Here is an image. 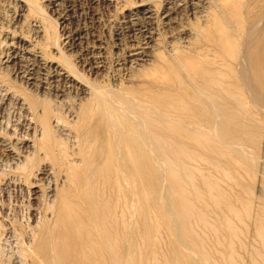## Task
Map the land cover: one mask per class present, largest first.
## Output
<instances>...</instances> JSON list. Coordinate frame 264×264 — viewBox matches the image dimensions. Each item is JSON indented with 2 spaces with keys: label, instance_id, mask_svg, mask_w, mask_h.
<instances>
[{
  "label": "bare ground",
  "instance_id": "obj_1",
  "mask_svg": "<svg viewBox=\"0 0 264 264\" xmlns=\"http://www.w3.org/2000/svg\"><path fill=\"white\" fill-rule=\"evenodd\" d=\"M91 2L96 5L103 2L107 7L116 10L120 4L119 0ZM163 2L164 6L162 5L161 9L155 0H139L135 6L127 1L134 6L132 9L129 10L130 6L127 5L129 8H124L128 11L124 13L119 11L120 14L107 16L110 17L109 22L119 26L124 23L127 31L133 35H130L131 39H126L128 42L119 45L120 49L116 55L118 59L115 57L117 60L114 59L115 61L111 63L118 67L117 69L113 67L115 73L111 74L114 75L112 81L109 80L111 84L106 83L107 77L103 83L90 81L89 74L84 75V72L82 73L66 57L64 52L66 50L62 49L57 41L58 35H54L55 30H51L49 22L54 18L47 16L46 13L47 6L51 8L52 4L43 7L36 0H0V67L3 65L4 72H10L7 68H10L11 64L22 68L21 71L36 68L38 71L46 72L47 77L50 72V76L63 81L68 90L76 94L75 99H65L66 102L64 99L60 100L62 104L64 102L63 112L62 108L59 107V111L57 106L58 109L49 103L52 98L45 103L44 99H41L43 94L39 97L37 92L35 93L37 90L38 93L41 89L47 90L46 81L41 82L42 86L37 87L35 91L32 87L29 91L25 90L27 86L20 85L24 87V91L30 92L20 93L21 91H17L21 87L15 90L16 88L7 82L9 75H4V72L2 73L4 76L0 75V91L5 92L7 99L12 100L13 104L16 102L27 114L25 117V125L28 127L27 138L20 134L23 139L21 137L17 139L15 134L19 127L14 126L17 128L14 133V128L8 126L9 122L6 123L8 133L0 136V148L11 160L7 163L11 170L9 169V173L6 171V175L0 178V189L3 193L8 187H13L19 192L27 190V194L33 200L30 209L34 222L32 221L33 225H30L29 232L27 229V233L22 234L23 237L26 235L22 243L26 239L27 244L18 249V252L21 250L23 264H151L150 259L153 262L152 259L155 261L158 256L155 248L160 243H157L161 239L158 237V231L162 223L166 224L172 242L178 246L168 250L170 254L168 264H214L215 262L206 257L200 249L195 233L188 229V221L192 219L188 216L190 214L186 215L185 211L183 215L180 213V209L185 210L189 207L190 201H194L193 198L189 201L184 196L186 188L183 183L195 177L192 173H200L206 186L209 185L210 191L213 192L217 191L221 179L217 183L214 182L217 181L215 177L212 182L213 179L205 174L207 171L208 174L209 171H215L216 174L223 173L226 176L235 173L232 181L235 189L239 190L234 189L232 196H228L231 191L230 194H221L224 209L230 213V217L231 214L236 216L240 211H237L234 203L243 201L241 193L246 192L244 199L250 196L248 191L243 190L245 187L242 188V183L237 178L239 170L250 177L260 175L262 180L259 188L260 197L255 198L264 199V157L260 164L257 163L258 153V156L256 155L259 150L261 154L264 151V0H163ZM15 6H19L21 13L18 15L17 24H12L10 21L13 20L9 21L8 16L15 10ZM84 29L79 30V43H86L96 54L92 56V61L82 63L79 61L77 64L81 63L80 66L87 67L88 71L94 70L96 74L101 72L103 75H110L111 59L107 60L102 52L104 49L102 42L96 37L94 40L99 44L96 42L91 48ZM67 45H70V42ZM19 51H22V55ZM112 52L110 53L113 54ZM3 92L0 95H4ZM8 110L12 111L9 108ZM8 114L10 117L9 112ZM259 115L263 118L257 117ZM8 118L7 121L10 120ZM11 121L13 123V120ZM18 122L20 123L21 119ZM22 130L25 131V128ZM214 143L221 146L217 148L213 146ZM227 156L231 157L230 160L226 158ZM167 161L171 168L174 165L178 170L174 172L176 179L175 182L171 180L174 182L172 184L167 179L169 174ZM199 161L205 163L206 167L200 168L199 164L196 166ZM180 171L184 174L183 179L181 176L178 177ZM249 176L247 177L250 178ZM227 180L229 181L228 178ZM173 186L178 189V194H181L177 204H174V194L171 193ZM247 186L248 184L246 188H252ZM189 190L187 188L188 192ZM220 190L221 187L218 194ZM194 193L199 192L196 190ZM219 200L216 203H220ZM206 204L208 206V203ZM221 206H218L217 210H220ZM256 207L257 210L264 212V203ZM247 209L253 210L254 206L249 203ZM153 210H157L155 211L157 224L154 226L150 225L152 223L150 219L155 216V214L152 216ZM221 215L224 216V213ZM242 216L240 214V219L236 220H241ZM194 218L195 222L196 219L205 224L208 222V219L206 218V221L200 214ZM208 218L209 221L212 219L211 216ZM224 219L228 229L232 230L234 222L232 223L227 216ZM213 223L210 222L211 225ZM263 223L261 217L252 216L253 230L257 236L264 239ZM6 224L5 227L8 228ZM12 227L9 229L13 230ZM195 228L192 230H196ZM238 229L234 232L238 231L237 234L241 235L242 231L239 232ZM210 230L209 232H212ZM245 232L247 234V231ZM232 233L227 234L232 236ZM223 235L229 236L222 234V237ZM222 237L218 239L222 240ZM20 238L15 237L16 240ZM227 238L229 241L230 237ZM221 240L219 242H222ZM167 243L169 244V241ZM254 243L250 241L249 247ZM224 246L222 247L225 249ZM217 252L215 249V253ZM252 253L251 255H255ZM225 254L223 257L226 259ZM230 260L233 262V259ZM261 262L264 263L263 259ZM234 263L236 264L235 259Z\"/></svg>",
  "mask_w": 264,
  "mask_h": 264
},
{
  "label": "rangeland",
  "instance_id": "obj_2",
  "mask_svg": "<svg viewBox=\"0 0 264 264\" xmlns=\"http://www.w3.org/2000/svg\"><path fill=\"white\" fill-rule=\"evenodd\" d=\"M36 1H38V3L39 4H41L43 7L47 4H52L51 5V8H50V6H47L48 8H47V16H50V17H52V18H54L52 21H50L49 23L51 24V30H55L53 33H54V35H58L57 36V41H59V44L62 46V49H64V50H66V51H64L65 52V55H66V57L70 60V61H72L73 62V64L77 67V68H79L80 70H81V72L83 71L84 72V75H85V73L89 76L88 77V79L90 78V81H95V82H101V83H103V81L106 79V77H107V79L105 80L106 81V83L108 82V83H111L110 81H112V79H113V77L112 76H114V75H111V74H113V73H115L114 71H113V69L116 67V69L118 68L117 66H116V64L114 65V63H113V65L111 64L113 61H115V60H117L118 58V56L116 57V55H118V52H117V50L118 49H120V46H121V44H125L126 42H128V40L129 39H131L132 37L131 36H133L131 33H129L128 31H127V27H125L126 25H124V23H123V25H118V24H115V23H112V22H109L110 20H109V18L110 17H107V16H110V15H114V14H116V13H118V14H120L119 13V11L121 12V13H124V12H126V11H128L127 9H125V8H129L128 6H130V8H129V10L130 9H132L134 6H135V3H137V1H139V0H119V8L116 10V9H112L111 7H107V5L106 4H103V2H100L99 4H93L92 2H91V0H59L58 2H53L52 1V3H51V0H36ZM124 1V2H123ZM127 1H129L132 5L134 4V6H132V5H130V3H127ZM135 1V2H134ZM72 2H74L75 4H79V5H75L74 3H72ZM121 2H122V4H121ZM155 2L157 3L156 5L158 6V8H163V6H164V2H163V0H161V2H160V0L158 1V0H155ZM162 3V4H161ZM80 4H82V5H80ZM90 4V5H89ZM101 4V5H100ZM126 4V5H125ZM58 5V6H57ZM62 7H61V6ZM123 5V6H122ZM128 5V6H127ZM163 5V6H162ZM74 6V7H73ZM162 6V7H161ZM16 8H14L15 10H13L11 13H10V15L8 16V20L10 21V20H13V21H10L12 24H17V21H18V19H19V14L21 13V11L19 10L20 8H19V6H15ZM57 7H60L61 9H59V8H57ZM95 7V8H94ZM123 7V8H122ZM125 7V8H124ZM19 8V9H18ZM53 8V9H52ZM57 8V12L55 11V9ZM84 8V9H83ZM92 8V9H91ZM107 8H109L108 10H107ZM16 9H17V11H16ZM121 9H123L124 11H121ZM112 10V11H111ZM115 10H116V12H115ZM101 11V12H100ZM14 12V13H13ZM111 14H110V13ZM97 13V14H96ZM9 14V13H8ZM13 15H14V17H13ZM17 16V17H16ZM97 16H100L99 18H97ZM11 17V18H10ZM98 19V20H97ZM16 20V21H15ZM101 20V21H100ZM15 21V22H14ZM56 21V22H55ZM122 21V20H121ZM51 22H54V23H51ZM79 26V27H78ZM81 26V27H80ZM122 26V27H121ZM85 28V29H84ZM124 28V29H123ZM77 29V31H74V30H76ZM84 29V31H85V34H86V37H87V40H88V43L90 44L89 46L92 48V47H94V45L96 44V42H97V44H99L98 43V41H95L94 39L97 37V39H100V41L102 42V45H103V53L105 54V56L108 58L107 60H110L111 62H110V64H111V67H112V69H111V71L109 72V74L110 75H103V73H97L96 74V72L94 71V70H89L88 71V68L87 67H83V66H80L81 65V63H82V61H86V62H89V61H92L93 60V57H94V55L96 54V53H93V51H92V49H89L88 48V46H87V44L86 43H79L80 41L78 40V35H79V30H83ZM121 30H123V31H121ZM57 32H58V34H57ZM72 32V33H71ZM94 32V33H93ZM66 33V34H65ZM88 33V34H87ZM98 33V34H97ZM124 33V34H123ZM129 33V34H128ZM31 34H33V32L31 31L30 32V35ZM70 34H72V36L70 35ZM127 34V35H126ZM89 35H91V36H89ZM120 35H123V37L122 36H120ZM131 35V36H130ZM32 36V35H31ZM62 36V37H61ZM71 36V37H70ZM93 36V37H92ZM69 37V38H68ZM74 37V38H73ZM77 37V38H76ZM92 37V38H91ZM122 37V38H121ZM130 37V38H129ZM63 38H65V39H63ZM89 38V39H88ZM93 39V41H91V39ZM120 38V39H119ZM67 39H68V41H67ZM75 39H77V40H75ZM126 39H128L127 41H126ZM66 40V41H65ZM72 40H74V41H72ZM120 41V42H119ZM126 41V42H125ZM61 42V43H60ZM63 42V43H62ZM69 42H70V45H67V44H69ZM74 42H76V43H74ZM123 42V43H122ZM125 42V43H124ZM118 43V44H117ZM63 44H65V45H63ZM73 46H72V45ZM76 44H77V46H76ZM80 44H82L81 46H80ZM83 44H85L84 46H83ZM117 45V46H116ZM120 45V46H119ZM60 46V47H61ZM63 46H66L65 48L63 47ZM78 46H80V48L78 47ZM87 46V47H86ZM116 46V47H115ZM70 49H72V50H70ZM67 48V49H66ZM77 48H78V50H77ZM85 48V49H84ZM109 48H110V51H109ZM116 48V49H115ZM74 49V50H73ZM70 50V51H69ZM75 50H76V52H78V54L75 52ZM113 52H112V51ZM69 51V52H68ZM73 53H72V52ZM80 51V52H79ZM86 51V52H85ZM119 51V50H118ZM20 52V51H19ZM71 52V54H69ZM82 52V53H81ZM90 52V53H89ZM93 54H92V53ZM110 52H112L113 54H111ZM117 52V53H116ZM21 53V55H22V51L20 52ZM74 54V55H73ZM81 54H82V56H81ZM84 54V55H83ZM90 54L91 55V57H90V55H89V57H87L88 55ZM69 55V56H68ZM74 56V57H72V56ZM108 55H110V56H108ZM112 55H115L114 57L112 56ZM84 56L87 58H84ZM93 56V57H92ZM71 57V58H70ZM79 57V58H78ZM110 57V58H109ZM117 59H116V58ZM84 58V59H83ZM81 59V60H80ZM115 59V60H114ZM89 60V61H88ZM81 62L80 64H77L78 62ZM81 68H80V67ZM18 67V68H17ZM114 67V68H113ZM3 68V65H1V67H0V69H1V73H0V75H3L2 73L5 71V70H3L2 69ZM13 70H12V69ZM82 68H84V69H82ZM8 69V71H10V72H4V75L6 74V76L7 75H9V76H7V77H9V78H11V79H9L8 78V80L9 81H7L9 84H11L12 85V87L14 86V89L15 90H17V89H19L21 86H24V87H26L25 88V90H28L29 91V88L30 87H32L33 88V91H35L36 89H37V87H41L40 86V84H41V82H45L46 84H47V90L49 91H47V90H45V91H43V89H41V90H39V91H41V92H39L38 93V90L37 91H35V93L37 92V96H39L40 97V95L41 94H43V96L41 97V99H44V102L46 103V102H49V99L50 98H52L51 100H50V102L49 103H51V105H53V106H57L58 108L60 107V108H62L63 106H64V102H63V104H62V102L61 101H63V99H64V101L66 102L69 98H71V99H73L74 98V96H76V94L75 93H73L72 94V92H70L69 90H68V87L63 83V81H61V80H57L56 78H53L52 76H50V72L48 73V77L47 76H45L46 75V72H44V71H38V69H32V68H28V70H26L25 71V69H23L24 71H21V69H20V67L19 66H17V65H14V64H11L10 65V68H7ZM6 69V70H7ZM33 70V71H32ZM34 70H36V71H34ZM120 70V69H119ZM30 71V72H29ZM31 71H32V73H34V74H32L31 73ZM94 71V72H93ZM18 72V73H17ZM40 73V72H42V73H40V74H36V73ZM44 72V73H43ZM82 72V73H83ZM93 72V73H92ZM9 73V74H8ZM30 73V74H29ZM14 74V75H13ZM27 74H29V75H27ZM41 74H42V76H41ZM43 74H44V77H46V78H44L43 77ZM94 74V75H93ZM3 75V76H4ZM27 76V78H26V76ZM31 75V76H30ZM37 76V77H34V76ZM40 75V76H39ZM51 75H52V73H51ZM86 75V76H87ZM96 75L98 76V77H96ZM21 76V77H20ZM29 76V77H28ZM36 79H34L33 77ZM105 76V77H104ZM40 77H43V78H41L40 79ZM96 77V78H95ZM31 78V79H30ZM52 78V79H51ZM98 78V79H97ZM109 78H111V79H109ZM29 80L28 82H25L26 80ZM38 79H40V81L38 82ZM45 79V80H44ZM47 79V80H46ZM101 79H102V81H101ZM34 80V81H33ZM49 80V81H48ZM57 80V81H56ZM110 80V81H109ZM13 81H15V82H13ZM37 81V82H36ZM47 81H48V83H47ZM56 81V82H55ZM59 81H60V83H62V84H60L59 83ZM104 81V82H105ZM31 82H32V84H31ZM33 82H35L36 83V85H34L35 83H33ZM50 82V83H49ZM55 84V85H53V83ZM38 83V84H37ZM60 84V85H57V84ZM17 86H16V85ZM49 84V85H48ZM112 84V83H111ZM19 85V86H18ZM21 85V86H20ZM29 85V86H28ZM31 85H33V86H31ZM53 85V86H52ZM65 85V87H63ZM59 86H61L60 88L61 89H63V90H61L60 88H58ZM18 87V88H17ZM24 87L22 88V90H21V88H20V90H18L17 92H20V93H30V92H28V91H24ZM35 87V88H34ZM52 87V88H51ZM57 87V88H56ZM63 87V88H62ZM32 88L30 89V90H32ZM56 89V90H55ZM65 89V90H64ZM61 90V91H60ZM14 91V90H13ZM24 91V92H23ZM47 91V92H46ZM51 91H53V92H51ZM57 91V92H56ZM65 91V92H64ZM66 91H67V93H69L68 95H67V93H66ZM3 92V91H2ZM1 91H0V93H2ZM44 92H46V93H44ZM4 93V95L2 94V95H0L1 97H2V99H0V130L2 129V131H0V136H1V134H2V136L3 135H6L8 132H7V130H8V127H7V122H9L8 123V126H10L12 129L14 128V133H15V130L18 128V131L16 132V134H17V136H16V134H15V137L17 138V139H23V137H21L20 136V134L21 135H23L25 138H27L28 137V127H27V125H25V122H26V118L25 117H27V114L19 107V105H17L16 104V102H14L15 104H13V101L12 100H8L7 99V96H6V94H5V92H3ZM63 95V96H61V95ZM64 94H66V95H64ZM72 94V95H71ZM47 96L48 98H46L45 96ZM55 95H58L59 97H55ZM72 97H71V96ZM65 96H67V97H65ZM0 97V98H1ZM44 97V98H43ZM61 97V98H60ZM56 98V99H55ZM46 99V100H45ZM65 99H67V100H65ZM75 99V98H74ZM7 100H8V102H10V103H8L7 102ZM56 102H55V101ZM61 100V101H60ZM4 102V103H3ZM12 102V103H11ZM53 102H55L54 104H52ZM60 103H61V105H60ZM13 104V105H12ZM5 105V106H4ZM8 105H10V106H8ZM16 105V106H15ZM59 105V106H58ZM63 105V106H62ZM15 106V107H14ZM11 107H14V108H11ZM19 107V108H18ZM56 107V108H57ZM8 108L9 109H11L12 111H10V110H8ZM17 108V109H16ZM57 108V109H58ZM60 108L58 109L59 111H60ZM64 108V107H63ZM63 108H62V110L61 111H63V112H65V110H63ZM8 110V112L10 113V117H9V114H8V112H7V114H6V111ZM19 110H21V111H19ZM5 112V113H4ZM15 112V113H14ZM21 112V113H20ZM15 114V115H14ZM20 114V115H19ZM25 116H24V115ZM15 116V117H14ZM21 116V117H20ZM6 117V118H5ZM9 117V118H8ZM24 117V119H22ZM257 117H259L260 119L261 118H263L261 115H259V116H257ZM10 119V120H6V119ZM21 119V122L19 123L18 121H20V119ZM19 119V120H18ZM3 120H5V122L3 121ZM11 120H13V123H12V121ZM18 120V121H17ZM11 121V122H10ZM24 122V123H23ZM10 123H11V125H10ZM14 123H16L15 125H13ZM21 124H23V126L21 125ZM3 125H4V127H3ZM14 126H17V128L15 129V127ZM25 128V131L24 130H22L23 128ZM26 128H27V130H26ZM21 129V130H20ZM21 131V132H20ZM26 131H27V133H26ZM2 132V133H1ZM23 132V133H22ZM25 132V133H24ZM4 133V134H3ZM19 133V134H18ZM21 137V138H20ZM216 146L217 148H219L220 146H221V144H219V143H214L213 144V146ZM220 145V146H219ZM4 153V154H3ZM257 153H258V155H257ZM261 153H260V150L258 151V152H256V155L258 156V158L259 159H257V163H260L261 164V160H262V158L264 157V151L262 152V154L260 155ZM4 155V156H3ZM6 156V157H5ZM261 156V157H260ZM231 157H233V155L231 156ZM230 156H227L226 158L228 159V160H230L229 158H231ZM4 159V160H3ZM0 178L2 177L3 178V176H5L6 175V171L9 173V167L10 166H8L7 165V163L10 161L11 162V160H9V157L7 156V154L4 152V151H2V149L0 148ZM3 161V162H2ZM259 161V162H258ZM2 162V163H1ZM5 162V163H4ZM9 162V163H10ZM4 163V164H3ZM167 164H168V166L170 167V163H168V161H167ZM200 165V168H205L206 167V165H205V163H201L200 161L197 163V165L196 166H199ZM5 165H7V167H5ZM167 166V167H168ZM173 167L172 168H174V165H172ZM168 167V173L169 174H167V179L169 180V182L172 184V183H174L175 182V179H176V176L174 175V172L175 171H178L177 170V168H176V166H175V168L174 169H172L171 167L169 168ZM5 168V169H4ZM5 171H4V170ZM8 169V170H7ZM11 170V169H10ZM170 170V171H169ZM239 170V169H238ZM172 171V172H171ZM207 171V170H206ZM210 173L208 174V171L205 173V174H207V176L209 175L210 177V179L212 180V182L214 181V178L216 177V179L215 180H217V181H214V182H217L218 183V181L221 179V181H219V184H218V189H217V191L216 190H213V192L212 191H210L211 190V188H210V186L209 185H207L206 186V183H204V181H203V178H202V176H201V174L200 173H196V172H194V173H192V175H193V177L194 178H192V179H190L191 181H185L184 183H183V185H184V188H186V190H185V194H184V196L186 197V198H188V200L190 201V199L191 198H193L192 200H194V201H190V205H189V209L188 208H186L185 210H182V209H180V213H182V215L184 214V211H185V213H186V215H188V214H190V215H188V216H191V220L190 221H188L189 222V227H188V229H191V231H192V233H195V235L197 236V238H198V243H199V245H200V249H202V252H204V254L206 255V257H208V258H210L212 261H213V263L215 262L216 264L218 263V264H235L234 263V259H235V262H236V264H238L240 261H241V263H239V264H262V259H263V262H264V249H263V247H264V239L263 238H260L259 237V235L257 236V234L255 233V231L253 230L254 228H253V224H252V216H257V217H261V219L263 220V222H264V212L262 211V210H257L256 208V206L258 205V204H260V203H264V199L263 198H261V199H256V198H259L260 197V195H259V193H260V182L262 181L261 180V177H259L260 175H256V177L254 176V177H250L249 175H247L246 173H244L243 171H238L239 172V174H237V178H238V180L242 183V188H244L243 190H245V191H248L249 192V194H250V196H249V198H248V195H247V197L246 198H248V199H244L245 198V194H246V192H245V194L243 193L244 191L241 189V195H242V197H244L243 198V201H241V203L239 202L238 203V201H235V198L233 197L232 198V203H234V201H235V206L237 207V211L238 210H240L239 212H238V214L236 215V216H234V215H232L231 214V216L232 217H230V213H227V211L224 209V205H223V200L221 201V199H223L222 197H221V194H230L229 192L231 191V194L230 195H228V196H232V193H234V189H235V187H234V185H233V176L235 177V173H233L232 172V175L231 174H229V176L227 175H224L223 173H217V174H220V175H217L216 174V172L215 171H209ZM214 172V173H213ZM3 173V174H2ZM170 174H171V176H170ZM183 173L180 171L179 172V174H178V177H180V178H184L183 177ZM214 175V177H212ZM231 175V176H230ZM241 177H239V176ZM172 176H173V178H172ZM199 176H201V177H199ZM218 176L220 177V178H218ZM225 176H226V178H225ZM247 176H249L250 178H248ZM197 177V178H196ZM212 177V178H211ZM230 177V178H229ZM259 179H258V178ZM202 178V179H201ZM225 178V179H224ZM227 178L229 179V181L227 180ZM253 178H254V180H253ZM173 179V181H171ZM195 179V180H194ZM224 179V180H223ZM231 179V180H230ZM243 179V180H242ZM187 180V179H186ZM192 180H193V182H192ZM225 180H227V181H225ZM250 180V181H249ZM223 181V182H222ZM244 181V182H243ZM253 181V182H252ZM188 182H190V184L191 185H189V183ZM202 182V183H201ZM200 183V184H199ZM221 183H223V184H221ZM226 183V184H225ZM243 183H247L248 184V186H251L252 188H246V185L247 184H243ZM252 183V184H251ZM192 184H193V186H192ZM205 184V185H204ZM228 184V185H227ZM194 185H195V187H194ZM199 185V186H198ZM226 185V186H225ZM232 187H230V186ZM189 186V187H188ZM247 186V187H248ZM191 187H193V188H191ZM220 187H221V190H220V193L218 194V192H219V189H220ZM256 187V188H255ZM9 188V189H8ZM7 188V190H6V192L5 193H3V191L1 190L0 191V222H2V223H0V256L2 257H0V264H23V262L21 261V250H19V252H18V249H22V247H24L25 246V244H27V242L25 243V241H26V239H25V241H23L24 243H22V240L24 239V237L26 238V233L27 232H29V227L31 228V226L33 225V219H32V214H31V205H32V199H31V197L29 196V194H27L28 193V191L27 190H23V192L21 191V192H19V191H15V189L13 188V187H8ZM187 188H188V190H189V188H190V192H192V193H190V192H188L187 191ZM203 188V189H202ZM222 188H223V190H222ZM255 188V189H254ZM177 188L175 187V186H173V190H172V195H173V199L175 200V202H174V200H173V202H174V204H177V202L179 201V197L181 198V194H178V189L176 190ZM194 189V190H193ZM199 192L198 194H196V193H194L193 194V192H195L196 190ZM201 189V190H200ZM227 189H230V190H227ZM247 189V190H246ZM13 190V191H12ZM192 190V191H191ZM209 190V191H208ZM233 190V191H232ZM236 191H238L239 189L237 188V189H235ZM10 191V192H9ZM201 191V192H200ZM215 191V192H214ZM221 191H223V192H221ZM226 191V192H225ZM251 191H252V193H251ZM2 192V193H1ZM190 193L191 194V197H190V194H188V193ZM209 192H210V195L212 196H210V195H208L209 194ZM247 192V193H248ZM262 192V191H261ZM204 193V194H203ZM217 193V194H216ZM4 194V195H3ZM188 194V196H186ZM192 194L194 195V196H192ZM203 196H202V195ZM244 194V195H243ZM17 195V196H16ZM252 195H254V196H252ZM6 196V197H5ZM8 196V197H7ZM10 196V197H9ZM29 196V197H28ZM202 196V197H201ZM209 196V197H208ZM217 196V197H216ZM5 197V198H4ZM11 197H12V199H11ZM195 197H196V199L197 200H195ZM204 197H205V199H204ZM218 197H219V199H218ZM256 197V198H255ZM201 198V199H200ZM198 199H200L199 201H198ZM204 199V200H203ZM251 199V200H250ZM208 200H210V201H208ZM217 200H219L220 201V203H216V201ZM205 201V202H204ZM213 203H212V202ZM218 201V202H219ZM253 201H255V202H253ZM258 201H261V202H258ZM197 204H196V203ZM204 202V203H203ZM210 202V203H209ZM222 202V203H221ZM257 202V203H256ZM29 203V204H28ZM193 203H194V205H193ZM201 205H200V204ZM206 203H208V206H207V204ZM238 203V204H237ZM250 203V205L252 206H254V209L253 210H249V209H247V204H249ZM253 203V204H252ZM203 204H205L204 205V208H203ZM213 204V205H212ZM216 204H218V206H221V205H223V206H221V207H219L220 208V210H217V208H218V206H215ZM196 206V207H195ZM214 206L216 207L215 209H214ZM241 206V207H240ZM29 207V208H28ZM198 207H200V208H198ZM205 210L204 212H206V210H208L206 213H204L203 212V209ZM205 207L207 208V209H205ZM244 207V208H243ZM256 207V208H255ZM194 208H197L196 210L194 209ZM243 208V209H242ZM14 209V210H13ZM29 209V210H28ZM190 209H192V210H190ZM211 209H212V211H211ZM186 210H189V211H186ZM216 210V211H215ZM221 210H222V213H224V216H222L221 214ZM225 210V211H224ZM241 210H245V211H241ZM3 211V212H2ZM4 211H5V214L6 215H8V217L10 218H8L5 214H4ZM7 211V212H6ZM155 211H157V210H153V212H152V216H154L153 214H155V218L154 217H152L150 220V222H152V223H150V225H152V226H154V225H156L157 224V215H156V213H155ZM183 211V212H182ZM192 211H193V213H195L194 215H193V213H192ZM219 211H220V213H219ZM251 211V213H249V212ZM258 213H257V212ZM197 212V213H196ZM208 212H210L211 214L213 213H216V215L214 216L213 214L211 215L210 213H208ZM218 212V213H217ZM241 212V213H240ZM243 212H245L244 214H243ZM253 212H255V213H253ZM211 216V218L212 219H210V221H209V218L208 217H210L208 214ZM203 215L204 216V218H205V220H206V218L208 219V222H207V224H205L203 221H199L198 219H196V222L194 221V216H197V215ZM206 214V215H205ZM218 214V215H217ZM240 214H241V220H236V219H238L239 217H240ZM252 214V216H250V215ZM261 215V216H258V215ZM3 215H4V217H3ZM208 215V216H207ZM228 217V218H230L231 220H232V230L231 229H228V227H227V225H226V222H225V217L226 216ZM246 215V216H245ZM214 216V217H213ZM219 216V217H218ZM221 216H222V218H221ZM235 218H234V217ZM216 217H218L217 219H216ZM243 217H244V219H243ZM248 218L247 220L245 219V218ZM8 218V219H7ZM31 218V219H30ZM3 219H5L4 221H2ZM17 219V220H16ZM213 219H215L216 220V222H214L215 220H213ZM240 219V218H239ZM251 220V223H250V220ZM28 220H30V221H28ZM198 220V221H197ZM223 220V221H222ZM10 221H12V223H13V221H14V223L15 224H13L12 225V223H10ZM33 221V222H32ZM192 221H193V224H192ZM207 221V220H206ZM220 221V222H219ZM222 221V222H221ZM244 222L243 224L241 223V222ZM30 222V223H29ZM31 222H32V224H31ZM191 222V223H190ZM210 222L211 223H213V225H211L210 224ZM223 222H225V223H223ZM237 222H239V223H237ZM6 224V226L8 227V228H6L5 227V224ZM11 225H9V224ZM27 223V224H26ZM29 223V224H28ZM197 223H199L198 225H196ZM202 223V224H201ZM220 223V224H219ZM246 223V224H245ZM16 224H18V225H25V226H27V227H25V226H22V228H21V226L19 227L18 225H16ZM164 223H162L161 224V229H160V231H158V237L159 238H161V239H159V241L157 242V243H159V245H161V246H159L158 245V247H156L155 249H156V252H157V254H158V256L160 257H158L157 256V258L155 259V261H154V259H152L153 260V262L151 261V259H150V263L152 264H168V260H169V257H170V254H169V251L168 250H171L172 248H177L178 246H176L177 244H174L173 242H172V240H171V235H170V231H169V229L166 227V224H164ZM218 224V225H217ZM222 224V225H221ZM248 224V225H247ZM250 224V225H249ZM252 224V225H251ZM31 225V226H30ZM163 225V226H162ZM195 225V226H194ZM223 225H225V226H223ZM244 225V226H243ZM263 225H264V223H263ZM10 226V227H9ZM12 226H14V228L12 227ZM15 226H16V228H15ZM193 226V227H192ZM197 226V227H196ZM213 226V227H212ZM241 226V227H240ZM12 227V229L13 230H15V231H13V230H11V229H9V228H11ZM196 227V228H195ZM215 227V228H214ZM225 227H227V228H225ZM239 229H238V228ZM250 227H252L250 230L248 229V228ZM19 228V229H18ZM196 229V230H192V229ZM199 228V229H198ZM203 228V229H202ZM209 228V229H208ZM212 228H214V229H212ZM222 228H224V229H222ZM23 229V230H22ZM28 229V230H27ZM202 231H201V230ZM211 229V230H210ZM239 230V232H241L242 231V233H244V234H242L241 233V235H240V233H238L237 234V232L235 233L234 231H236V230ZM248 229V230H247ZM17 230V231H16ZM19 230H21V231H19ZM25 230V231H24ZM26 230H27V232H26ZM169 232H168V231ZM204 230H207L206 232L204 231ZM209 230L210 231H212V232H209ZM228 231L229 232V234L230 233H232L231 235L233 236H230L229 234H227L228 232H226V231ZM9 233H8V232ZM15 233V235H13L12 233L13 232ZM18 231H19V233H21V234H19L18 233ZM24 231V232H23ZM165 233H164V232ZM196 231V232H195ZM201 231V232H200ZM204 231V232H203ZM216 231V232H215ZM245 231H247V234H246V232ZM251 231V232H250ZM26 232V233H25ZM199 234H198V233ZM218 232V233H217ZM221 234H220V233ZM223 232H225V233H223ZM253 232V233H252ZM8 233V234H7ZM18 233V234H17ZM23 233H25L24 234V237H23ZM169 233V234H168ZM211 235H210V234ZM212 233H214V234H212ZM249 233H250V236L248 237V235H249ZM168 234V235H167ZM217 234H218V236H217ZM222 234H226V235H229V236H227V237H230L229 239V241H228V238L227 237H224V235H223V237H222ZM13 235V236H12ZM17 235H19V236H17ZM22 235V236H21ZM160 235H161V237H160ZM192 235V234H191ZM199 235V236H198ZM204 237H203V236ZM214 235H215V237H214ZM219 235H220V237H222V240L221 239H218V238H220L219 237ZM251 235H252V237H251ZM167 236V237H166ZM211 236V237H210ZM217 236V237H216ZM240 236V237H239ZM244 236V237H243ZM257 238H256V237ZM15 237L16 238H20V240L19 239H17L18 241H20V246L18 245L19 244V242L15 239ZM170 237V238H169ZM207 237V238H206ZM209 237V238H208ZM214 237V238H213ZM232 237V238H231ZM163 238V239H162ZM167 238V239H166ZM205 238V239H204ZM211 238H213V239H211ZM215 238H216V240H215ZM227 238V239H226ZM249 238V239H248ZM235 239H237L238 240V242H236L235 241ZM241 240V242H243L244 244H245V246L248 244V246H246L247 248H249V249H247V248H245V246H244V244H241V242H240V240ZM17 241V243H16V241ZM164 240V241H163ZM171 240V241H170ZM204 240V241H203ZM213 240H214V242H213ZM222 241V242H224L225 244H222V242H219V241ZM248 240V241H247ZM253 240H255V241H253ZM260 240V241H259ZM169 241V244L167 243ZM233 241V242H232ZM250 241H251V243H254V244H250V246L251 245H253L252 247H249V243H250ZM257 241H258V245H257ZM163 242V243H162ZM218 243L217 245H215L216 243ZM247 242V243H246ZM171 243H173V245H171ZM205 243V244H204ZM215 243V244H214ZM226 243H227V245H226ZM232 243V244H231ZM241 244L240 246H239V244ZM263 243V244H262ZM22 244V245H21ZM164 244V245H163ZM204 244V245H203ZM259 244H261V245H259ZM168 245V246H167ZM202 245H203V247H202ZM206 245V246H205ZM225 245V246H224ZM232 245H234V246H232ZM236 245V246H235ZM155 246H157V245H155ZM169 246H171V247H169ZM212 246H214V247H212ZM219 248H218V247ZM220 246H221V248H220ZM222 246H224L225 247V249L222 247ZM227 246H228V248H227ZM256 246V247H255ZM257 246H259V247H257ZM18 247H21V248H18ZM206 247H208L207 249H206ZM229 247L231 248V249H229ZM158 248H160V250L158 249ZM170 248V249H169ZM213 248H215L216 249V252H217V250H219L217 253H215V249H213ZM235 248V249H234ZM242 248H244V249H242ZM256 248H258V249H256ZM158 249V250H157ZM221 249H224V250H221ZM228 249L230 250V252L228 251ZM253 249H254V251H253ZM261 249V250H260ZM206 250V251H205ZM226 250V251H225ZM235 250H236V252H235ZM247 250V251H246ZM166 251V252H165ZM210 251V252H209ZM220 251H222V252H220ZM245 251H246V253H245ZM253 253H255V255H251V253L252 252ZM16 253V254H15ZM160 253H161V255H160ZM208 253V254H207ZM214 253V254H213ZM225 253H227V254H225ZM252 253V254H253ZM18 254H20L19 256H18ZM163 254V255H162ZM211 254H213V255H211ZM216 254V255H215ZM221 254H223V255H221ZM224 254H225V257H226V259L223 257L224 256ZM230 256H229V255ZM240 254V255H239ZM248 256H247V255ZM166 257H165V256ZM218 255V256H217ZM220 255L223 257H221L220 258ZM227 255H228V257H227ZM257 255L260 257H262L261 259L259 258V257H257ZM165 258H164V257ZM211 256V257H210ZM254 256H256V257H254ZM163 257V258H162ZM214 257H216V258H214ZM232 257V258H231ZM243 257V258H242ZM168 258V259H167ZM227 258L229 259L228 261H227ZM240 258V259H239ZM255 258V259H254ZM257 258V259H256ZM18 259H20V260H18ZM160 261H159V260ZM222 259H224V260H222ZM230 259H233V262L230 260ZM250 259V260H249ZM259 259V260H258ZM18 260V261H17ZM162 260H164V262L162 261ZM216 260H217V262H216ZM221 261V262H218V261ZM249 260V262H246V261H248ZM20 261H21V263H20ZM224 261H226V263L224 262ZM238 261V262H237ZM2 262V263H1ZM8 262V263H7ZM167 262V263H166ZM258 262V263H257ZM214 263V264H215ZM264 264V263H263Z\"/></svg>",
  "mask_w": 264,
  "mask_h": 264
}]
</instances>
